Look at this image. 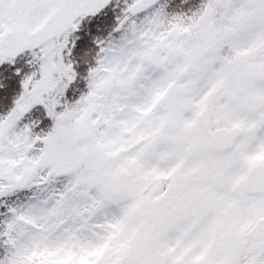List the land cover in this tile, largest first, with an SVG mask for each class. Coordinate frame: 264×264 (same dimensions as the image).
Masks as SVG:
<instances>
[{
	"label": "snow or ice",
	"instance_id": "1",
	"mask_svg": "<svg viewBox=\"0 0 264 264\" xmlns=\"http://www.w3.org/2000/svg\"><path fill=\"white\" fill-rule=\"evenodd\" d=\"M0 264H264V0H0Z\"/></svg>",
	"mask_w": 264,
	"mask_h": 264
}]
</instances>
